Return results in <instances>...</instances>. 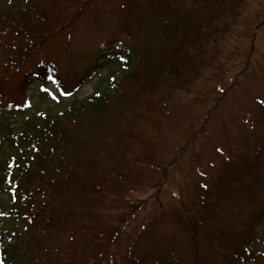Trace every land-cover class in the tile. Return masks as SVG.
<instances>
[{"label": "trees", "instance_id": "obj_1", "mask_svg": "<svg viewBox=\"0 0 264 264\" xmlns=\"http://www.w3.org/2000/svg\"><path fill=\"white\" fill-rule=\"evenodd\" d=\"M252 1L0 0V215L3 226L10 223L0 226V264H101L105 258L118 264L113 246L124 241L130 213L146 205L126 204L130 213H116L125 200L119 194L133 192L131 173L160 172L146 159L158 158L159 148L177 152L176 163L198 131L212 141L211 131L224 125L220 104L237 82H214L209 72ZM261 18L256 15L257 28ZM115 47L123 65L106 88L74 97L57 114L37 112L16 122L30 108L26 93L34 79L42 90L58 83L59 93L75 94ZM29 59L32 71L25 70ZM23 70L17 99L6 100V88ZM210 89L213 95L205 93ZM186 103L203 108L198 131L189 130L181 151L166 149L162 133L175 111L188 114ZM241 120L240 139H231L226 151L220 141L214 145L216 165L191 162L186 190L173 195L180 206L127 237L126 264H246L264 254V244L254 248L264 241V99L253 97Z\"/></svg>", "mask_w": 264, "mask_h": 264}, {"label": "rangeland", "instance_id": "obj_2", "mask_svg": "<svg viewBox=\"0 0 264 264\" xmlns=\"http://www.w3.org/2000/svg\"><path fill=\"white\" fill-rule=\"evenodd\" d=\"M257 14L260 16L264 15V0H254L250 3L248 10L244 13V17L237 28L238 31H236L234 37L231 38L226 49L223 50V55L220 60L215 63L216 67L214 71L212 69L209 72V77L212 78L214 82L227 83V81H230L231 84L237 82L233 85L235 90L234 95L229 96L220 104L224 112H226L225 118L223 119L224 125L221 128L217 127L215 130L211 131L214 134L213 136L210 133L212 141L205 140V137L198 131V123H200L203 116V108L199 105L192 107L186 103L188 106L186 113L188 114L185 113L186 115H182L183 113H177V111H175L174 117H172L169 122L171 128L163 131L162 135L163 138L167 139V144H165L166 149L173 145L174 147H178L181 151V146L184 144L189 130L195 126L198 133L195 140L190 143L189 150L187 149L188 151L183 155V158L181 156L176 163H174V158L172 160V157L178 153L173 150L167 153L164 149L159 148L157 153L155 152L158 158L146 159L148 160L149 169L154 168L158 170V168H160V172L164 173L163 176H165L162 177L160 172L151 170L150 172L144 168H141V170L137 169L130 175L129 184L132 186L133 192L129 194H119L122 198L124 197L125 200L122 204L123 207L115 208L118 216L130 213V208H127L126 204H134L145 200L146 205L142 207V210H138V214L135 212L130 213L133 219L128 225H125L123 237H121L125 242L119 241L113 246L115 261L118 259V256L121 258L118 260V264H126L128 263L127 259H131L129 256L127 259L124 256L126 255L124 252L128 245V243L125 244L127 237L131 236L133 238L136 231L143 226L147 219L161 212L168 211L173 207L180 206V204L175 201L173 195L178 191L182 193V191L186 190L185 182L189 178H187V174L189 173L188 169L191 162L200 160L201 164L205 165L208 163V161H206V159H208L211 163L213 162L216 165V160L213 159V147L216 142L220 141L223 149L226 151V147L231 139H240L241 132L238 126H242V124L245 123L243 120L240 122V118L247 116L251 111L253 97H255V99H264V21H262V18L259 19L261 26L257 28L258 23L255 21ZM52 42L56 45V43H59V40L56 41L55 38ZM251 42L252 46L250 47ZM113 51V55L107 60V64L101 69L100 73L95 76L93 80L80 87L76 93L77 98H84L91 95L98 87L103 89L106 88L119 72L118 69H121V65L123 64L120 61L118 62V59L120 56L124 58V54L119 55L121 53L120 47H115ZM224 53L226 55H224ZM39 56L40 52L36 55L35 59ZM247 58L249 59V70H247L245 76L239 80L241 77V73L239 72L246 67ZM26 63L25 70L28 68V70L31 69L29 71H32L34 69L35 60L29 59ZM59 63L61 65L63 60L62 63L59 60ZM25 70L18 72L15 83L6 88L4 96L6 100L17 99L15 94L16 83L28 72ZM67 71L70 72V70ZM61 74L65 75L63 67L61 68ZM205 78H207V76H205ZM199 82L201 87L206 86V84H204L206 82H203L202 79ZM39 83L37 79H34L29 86L26 98L30 102V108L22 114L23 117L15 118L17 123H20L22 119H27L37 112H46L52 115L57 114L74 99V96L59 94L57 88L51 85H49L46 90H42ZM205 93L213 95L214 91L210 89L205 91ZM225 95L226 94L222 96ZM191 100V102L194 103L193 101L197 100L196 96H192ZM227 105H229V107H227ZM260 116L262 115L256 113L255 118H260ZM251 118L254 119V116ZM161 125L163 126L164 123L161 122ZM260 130L261 128L258 127L257 134L260 133ZM223 134L225 137L222 136ZM218 145L220 144L218 143ZM193 149L194 151H192ZM108 159L114 162L112 165L117 164V161H115L112 156L108 157ZM169 161H171L172 164L165 167V163L167 164ZM137 186H140V188L135 189ZM181 196L183 198L182 194ZM134 207L140 206L137 205ZM2 220L3 218L0 215V226L2 229H5L10 223L3 226ZM262 237L264 240L263 235ZM262 244H264V241ZM101 264H109L107 258L104 260L102 259ZM246 264H264V254L253 257L250 262Z\"/></svg>", "mask_w": 264, "mask_h": 264}]
</instances>
